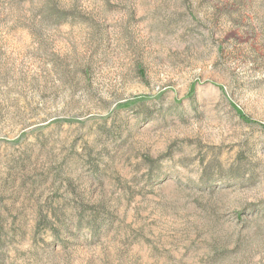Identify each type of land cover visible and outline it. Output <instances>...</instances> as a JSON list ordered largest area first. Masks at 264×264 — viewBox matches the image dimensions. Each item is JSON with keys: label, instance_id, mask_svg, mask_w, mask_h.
I'll use <instances>...</instances> for the list:
<instances>
[{"label": "rangeland", "instance_id": "obj_1", "mask_svg": "<svg viewBox=\"0 0 264 264\" xmlns=\"http://www.w3.org/2000/svg\"><path fill=\"white\" fill-rule=\"evenodd\" d=\"M0 264H264V0H0Z\"/></svg>", "mask_w": 264, "mask_h": 264}]
</instances>
